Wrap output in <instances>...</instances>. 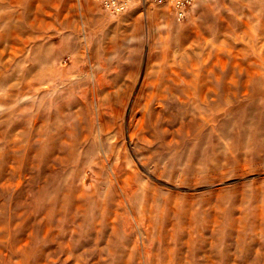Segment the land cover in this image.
Masks as SVG:
<instances>
[{"label":"rangeland","instance_id":"1","mask_svg":"<svg viewBox=\"0 0 264 264\" xmlns=\"http://www.w3.org/2000/svg\"><path fill=\"white\" fill-rule=\"evenodd\" d=\"M0 264H264V0H0Z\"/></svg>","mask_w":264,"mask_h":264},{"label":"built area","instance_id":"2","mask_svg":"<svg viewBox=\"0 0 264 264\" xmlns=\"http://www.w3.org/2000/svg\"><path fill=\"white\" fill-rule=\"evenodd\" d=\"M101 8L109 15L117 16L124 14L136 0H95ZM196 0H137L145 6L168 7L177 20H183L189 8Z\"/></svg>","mask_w":264,"mask_h":264}]
</instances>
